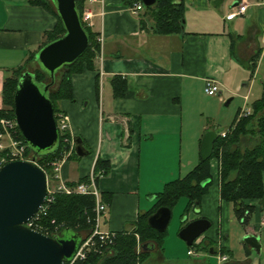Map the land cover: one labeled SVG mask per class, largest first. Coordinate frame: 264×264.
<instances>
[{
  "label": "crops",
  "instance_id": "crops-1",
  "mask_svg": "<svg viewBox=\"0 0 264 264\" xmlns=\"http://www.w3.org/2000/svg\"><path fill=\"white\" fill-rule=\"evenodd\" d=\"M34 1L0 0V110L5 107V78L39 51L57 23L52 12ZM183 2L185 32L157 33L145 9L132 13V0L85 1L89 26L103 43L95 68L72 76L75 99L59 106L69 116L70 134L82 140L88 153L74 152L63 162L61 175L77 182L88 178L98 158L110 162L109 173L97 179L108 206L105 230L133 228L167 182L197 165L204 134L228 130L218 129L227 98L229 105L237 97L239 106H252L250 91L264 60V0ZM240 4L246 11L227 18ZM115 75L127 81L123 97L114 96ZM208 78L218 82V95L205 92ZM210 167L212 183L201 202L184 214L188 199L182 197L181 223L168 230L162 245L147 243L153 244L144 247L148 257L142 264H264V198L246 200L252 210L238 217L234 202L221 198L220 159L212 157ZM198 218L209 219L211 226L197 238L196 253L189 254L178 232ZM251 233L259 235V252L244 242ZM217 253L229 259L219 262Z\"/></svg>",
  "mask_w": 264,
  "mask_h": 264
},
{
  "label": "trees",
  "instance_id": "trees-1",
  "mask_svg": "<svg viewBox=\"0 0 264 264\" xmlns=\"http://www.w3.org/2000/svg\"><path fill=\"white\" fill-rule=\"evenodd\" d=\"M86 0H76L82 23L89 35V47L75 62L66 64L56 73L55 82L48 90L49 97L54 104V114L61 111L59 103L62 100H74L72 76L86 69L95 68V58L101 51V44L98 36L90 26L83 21V11ZM36 4L42 5L56 18L54 28L45 34V44L61 37L65 28L58 16L52 0H35ZM146 13L153 20V30L157 33H183L185 7L183 0H156L152 6H147ZM41 46V47H42ZM259 55V54H258ZM251 64L252 70L256 68L257 56ZM36 52L28 56L23 64L11 70V74L5 78L3 88L4 109L0 110V118L3 116L15 117V92L20 76L27 71L33 72L38 83H50L51 77L45 72L36 61ZM36 62L35 68L32 66ZM111 84L115 97L125 96L128 84L124 77L115 75L111 78ZM263 92L259 99L252 103L253 112L239 118V111L234 118L226 137L218 136L214 144L213 155L207 160H200L197 165L183 177L167 182L162 191L156 195L153 206L140 214L133 228L116 232V237L111 245L101 253H91L87 260L79 264H138L143 263L148 257L144 245L155 242L162 245L165 241L168 229L161 232L153 228L148 218L159 207L167 206L171 210L182 197L188 199L184 214L192 205L201 202L204 194L208 192L212 183L210 160L212 157L220 159V180L221 198L234 202L238 217H244L247 211L252 210L251 206L245 203L249 199L264 198V81L262 82ZM21 133V131H20ZM22 137L23 134L21 133ZM253 140V145L242 148L244 137ZM64 150V141L60 139L58 147L51 152L37 154L36 161L44 165V169L51 171V162L61 158ZM28 154L33 158L35 151L28 146ZM72 155H75L73 152ZM41 162V163H40ZM104 171V175L110 171V162L98 158L95 164V171ZM87 178L78 180L84 181ZM209 180L204 184L205 181ZM73 185L76 182H68ZM95 196L87 193L66 194L59 192L44 217L45 222L56 219L58 223H64L60 232L55 237L66 236L71 232L80 235V240L86 238L92 231ZM138 245H141L139 251ZM194 243L193 246H195ZM192 246V247H193Z\"/></svg>",
  "mask_w": 264,
  "mask_h": 264
},
{
  "label": "water",
  "instance_id": "water-1",
  "mask_svg": "<svg viewBox=\"0 0 264 264\" xmlns=\"http://www.w3.org/2000/svg\"><path fill=\"white\" fill-rule=\"evenodd\" d=\"M65 33L42 46L36 53L39 66L49 74L50 83H38L33 72H24L15 92V117L28 146L36 155L32 160H15L0 169V264H63L71 259L80 243V235L69 233L53 237L24 225L41 208L47 196V175L37 163V154L54 151L60 143L54 104L48 90L56 73L66 64L75 62L89 47V35L82 23L76 0H52ZM152 6L156 0H142ZM230 99L226 102L228 105ZM218 138L215 130L207 131L201 143L200 155L207 160L213 155ZM78 156L87 154L79 137H74ZM209 180L205 181L207 183ZM172 210L159 207L148 218L149 224L164 232L168 229ZM211 226L207 218L188 222L179 232L188 246ZM244 242L261 250L258 234H247ZM151 244H145L148 247Z\"/></svg>",
  "mask_w": 264,
  "mask_h": 264
},
{
  "label": "built area",
  "instance_id": "built-area-1",
  "mask_svg": "<svg viewBox=\"0 0 264 264\" xmlns=\"http://www.w3.org/2000/svg\"><path fill=\"white\" fill-rule=\"evenodd\" d=\"M145 8L144 3L141 0H134L131 4V11L134 14H139ZM247 6L240 4L238 7L232 9L228 14L227 18L232 19L239 14L246 11ZM91 14L84 10L83 21L89 25ZM98 41L100 44L103 43V37L99 36ZM220 91L219 84L213 78L206 80L205 92L209 95H217ZM253 112L251 106L246 105L240 112V117L247 116ZM57 126L60 132V137L66 144L63 150V157L56 159L51 162V166L54 168V174L47 173V196L41 208L38 212L24 225L30 229L42 232L48 236H57L60 229L64 225L58 223L56 219H51L49 222L44 221V217L47 215L49 208L55 200V196L59 192L66 194L82 193V194H93L95 196V207H94V218L93 228L91 233L84 238L78 245L74 256L65 260L63 264H79L88 259L91 253H101L108 245H111L116 237V232L108 231L103 228L104 220L107 215L108 206L100 198V191L97 187V179L104 175V171L96 172L92 170L88 178L84 181L76 182V184L70 185L67 181L62 178L61 167L63 162L72 154L74 150V140L70 134V123L69 116L60 111L56 114ZM228 131L221 133L222 137H226ZM0 169L6 163L15 160H32L33 158L28 154V144L24 137L20 133L17 121L15 117L3 116L0 118ZM261 227L264 228V215L261 218ZM141 247L139 245V251ZM196 253V250L191 247L189 254ZM219 262H226L229 259L227 254L218 253Z\"/></svg>",
  "mask_w": 264,
  "mask_h": 264
},
{
  "label": "rangeland",
  "instance_id": "rangeland-1",
  "mask_svg": "<svg viewBox=\"0 0 264 264\" xmlns=\"http://www.w3.org/2000/svg\"><path fill=\"white\" fill-rule=\"evenodd\" d=\"M146 8H147V6L145 7V11H146ZM32 66L35 68V66H37L36 62H33ZM254 79L255 80H254L253 86H252L251 91H250V99H249L250 105H252V102L255 99H258L261 96L262 91H263L262 82L264 81V60H262V62H261L259 74ZM47 81L48 80H46L45 83ZM243 91L246 93V88L245 89L243 88ZM228 100H229V98L226 99V102ZM239 100H240V98L235 97L230 105L229 104L227 105L226 102L223 104V107L219 112L220 113V118L218 120V123L220 125V128H218L219 132L221 131L220 129H226V128L229 129L230 128L229 126L233 122L234 118L236 117L237 110L239 109V107H241V106H239L241 104V101H239ZM245 106L246 105L244 104V106L240 108L239 113H240L241 109L244 108ZM245 138H249V137L246 136ZM253 143H254L253 140L250 138V139H247L244 142H242L241 146L243 148L246 146H251V145H253ZM64 146H66L65 143H64ZM70 156H72V154H70L69 157ZM62 157H63V155H62ZM61 158H58V159H61ZM41 165L44 166L42 163H41ZM49 173L54 174V168L52 166H51V171H49ZM182 202H185L184 198H182L180 200V202L174 207V209H172V216H171V220H170V223L168 226V230L174 229V225L177 222L180 221V223H181V217H180L181 214H180V212H178V210H179L181 204H183ZM138 247H139V245H138ZM140 251H141V249H140ZM218 261H219V259H218ZM138 264H141V263H138Z\"/></svg>",
  "mask_w": 264,
  "mask_h": 264
}]
</instances>
